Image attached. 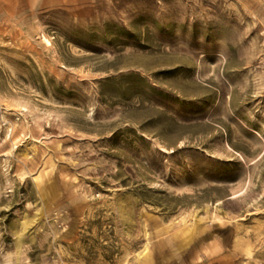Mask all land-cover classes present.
Segmentation results:
<instances>
[{"label":"rangeland","instance_id":"1","mask_svg":"<svg viewBox=\"0 0 264 264\" xmlns=\"http://www.w3.org/2000/svg\"><path fill=\"white\" fill-rule=\"evenodd\" d=\"M0 264H264V0H0Z\"/></svg>","mask_w":264,"mask_h":264},{"label":"bare ground","instance_id":"2","mask_svg":"<svg viewBox=\"0 0 264 264\" xmlns=\"http://www.w3.org/2000/svg\"><path fill=\"white\" fill-rule=\"evenodd\" d=\"M43 41L47 44L50 42L49 38L46 35H43Z\"/></svg>","mask_w":264,"mask_h":264}]
</instances>
